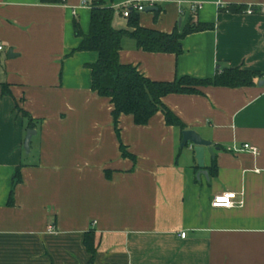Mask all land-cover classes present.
<instances>
[{
    "label": "crops",
    "instance_id": "obj_1",
    "mask_svg": "<svg viewBox=\"0 0 264 264\" xmlns=\"http://www.w3.org/2000/svg\"><path fill=\"white\" fill-rule=\"evenodd\" d=\"M190 3L202 6L192 14ZM91 5L0 0V264H264V0H172L139 14L141 26L167 33L189 17L214 25L187 34L179 55L121 43L119 62L151 80L210 78L236 66L263 73L251 86L162 97L183 130L217 147L204 152L207 177H197L193 145L180 146L183 130L161 110L145 125L121 114L116 132L110 100L91 88L86 64L96 54H70L80 42L73 21L87 33ZM126 22L119 11L113 17L117 28ZM243 144L256 153L231 149ZM225 191L242 204L213 207Z\"/></svg>",
    "mask_w": 264,
    "mask_h": 264
},
{
    "label": "trees",
    "instance_id": "obj_2",
    "mask_svg": "<svg viewBox=\"0 0 264 264\" xmlns=\"http://www.w3.org/2000/svg\"><path fill=\"white\" fill-rule=\"evenodd\" d=\"M65 0H41L47 4L63 3ZM229 12L246 11L244 6L230 5L225 8ZM115 9L105 4L104 0H92L89 16V29L83 33L77 20L73 21L74 33L80 37V42L70 54L77 51H90L96 54L94 61L86 64L91 74V88L99 96L106 97L112 104L111 115L115 130L118 133V119L121 114L131 115L137 125H145L150 118L161 110L166 124L185 128L181 119L162 103V97L167 94H198L206 86L242 87L251 86L255 79L263 73L244 69L240 66L225 67L213 77L196 78L188 75L176 77L172 81H156L145 77L132 64L119 62L118 54L125 37L135 41L138 48L147 52H164L179 55L182 52V39L190 33L213 28L212 23L194 22L188 18L180 28L171 32H163L155 28L143 27L139 24V14L132 12L126 18L127 27L117 28L113 25ZM3 93H6L4 90ZM24 117L28 114L21 111ZM29 128L35 122L29 119ZM122 156L132 157L125 148L120 147ZM20 166H17L12 176L8 204L13 203L14 187L21 181ZM216 165L209 167L211 176L216 175ZM107 175L109 171L107 170ZM86 234L84 243L90 254L94 253L92 241ZM91 264V261H89Z\"/></svg>",
    "mask_w": 264,
    "mask_h": 264
},
{
    "label": "built area",
    "instance_id": "obj_3",
    "mask_svg": "<svg viewBox=\"0 0 264 264\" xmlns=\"http://www.w3.org/2000/svg\"><path fill=\"white\" fill-rule=\"evenodd\" d=\"M170 1L172 0H126L119 4L113 5L112 7L117 9L122 17L127 18L132 12L141 13L144 12L147 7H156L159 9ZM84 3L85 2H83V4ZM201 6V3H190L189 9L192 14H195L197 10L201 8ZM246 11L251 13L252 8H248ZM0 49H2L1 45ZM231 149L235 151L249 150L252 153H256V148L248 144H243L241 147H233ZM241 204L242 200L238 199L237 193L232 191L217 193L211 199V205L213 207L230 208L233 206H240ZM50 229L52 230V227H49V230ZM180 236L184 238L185 232H181Z\"/></svg>",
    "mask_w": 264,
    "mask_h": 264
},
{
    "label": "water",
    "instance_id": "obj_4",
    "mask_svg": "<svg viewBox=\"0 0 264 264\" xmlns=\"http://www.w3.org/2000/svg\"><path fill=\"white\" fill-rule=\"evenodd\" d=\"M158 10L156 7H147L145 12L156 11ZM259 86L264 85V79H260L258 81ZM34 130L28 129L24 138L23 147L28 153L30 151V140L33 135ZM188 143L193 145V151L195 153V159L197 161L198 171L197 177L204 175L205 177L208 176L207 170L205 169L204 164V152L205 150L208 151L211 155H213V150L217 147H213L212 142L206 139H203L200 134L195 132L191 129H185L182 131V141L180 146L184 147Z\"/></svg>",
    "mask_w": 264,
    "mask_h": 264
},
{
    "label": "rangeland",
    "instance_id": "obj_5",
    "mask_svg": "<svg viewBox=\"0 0 264 264\" xmlns=\"http://www.w3.org/2000/svg\"><path fill=\"white\" fill-rule=\"evenodd\" d=\"M107 2H109V3H117V4H119V3H121V2H123V1H126V0H106ZM111 6H113V5H111ZM143 12H141L140 14H142ZM116 16H118V10L117 9H115V11H114V18L116 17ZM120 28V27H119ZM26 132L27 131H25V135H26ZM23 150H24V152L25 153H27L26 152V150L24 149V147H23Z\"/></svg>",
    "mask_w": 264,
    "mask_h": 264
}]
</instances>
